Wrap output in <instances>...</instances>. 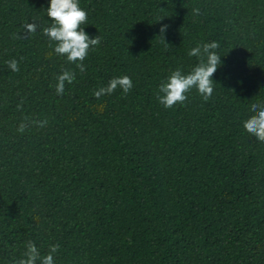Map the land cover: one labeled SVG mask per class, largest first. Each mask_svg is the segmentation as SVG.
I'll use <instances>...</instances> for the list:
<instances>
[{
  "label": "trees",
  "instance_id": "obj_1",
  "mask_svg": "<svg viewBox=\"0 0 264 264\" xmlns=\"http://www.w3.org/2000/svg\"><path fill=\"white\" fill-rule=\"evenodd\" d=\"M47 6L0 0V264L30 243L55 264H264V141L244 127L264 102V0H80L100 37L83 71L44 35ZM213 41L212 97L166 109L157 86ZM124 75L128 93L95 97Z\"/></svg>",
  "mask_w": 264,
  "mask_h": 264
},
{
  "label": "clouds",
  "instance_id": "obj_2",
  "mask_svg": "<svg viewBox=\"0 0 264 264\" xmlns=\"http://www.w3.org/2000/svg\"><path fill=\"white\" fill-rule=\"evenodd\" d=\"M50 20V26L43 30L44 35L50 41L55 42L54 52L64 56L68 62L76 63L77 67L84 70L83 61L88 56L90 48L99 45L100 37L91 36L86 31L88 13L80 7V0H48L45 9ZM195 11H199L198 9ZM36 24L29 23L26 28L29 32L36 31ZM168 25H162L161 33L167 31ZM219 47L218 43L197 44L189 51V56L200 58L198 63L190 72H183L176 69L171 72L166 79L157 86L158 101L166 108H172L176 104H183L188 99L187 93L195 89L204 101L209 100L214 92V73L222 66V59L215 51ZM12 71H19L18 62L11 60L8 62ZM75 79L72 72L64 71L57 77L56 92L62 95L65 90V82L71 84ZM131 77H113L106 86L100 87L94 92L96 98L102 95H110L118 88L128 93L133 88ZM254 115L245 121L244 127L247 132L260 141H264V102L256 103L252 107ZM26 125L22 124L20 131ZM58 246L53 245L47 255L41 256L40 250L35 244L27 245L26 258L19 260L18 264H55L54 253Z\"/></svg>",
  "mask_w": 264,
  "mask_h": 264
}]
</instances>
